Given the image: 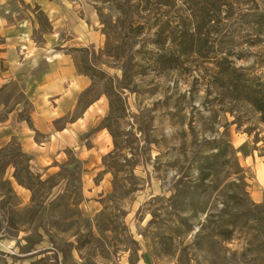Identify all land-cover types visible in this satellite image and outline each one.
Listing matches in <instances>:
<instances>
[{
  "label": "rangeland",
  "instance_id": "1",
  "mask_svg": "<svg viewBox=\"0 0 264 264\" xmlns=\"http://www.w3.org/2000/svg\"><path fill=\"white\" fill-rule=\"evenodd\" d=\"M119 1L123 12L116 0H0V45L9 36L15 50L0 79V264H264V208L250 206L264 203L259 113L210 61H154L173 51L154 32L180 24L182 0ZM237 28L230 59L264 72V28ZM221 138L232 167L222 159L207 180L218 188L201 193L202 211L181 210L203 141ZM236 178L249 213L227 197Z\"/></svg>",
  "mask_w": 264,
  "mask_h": 264
},
{
  "label": "trees",
  "instance_id": "2",
  "mask_svg": "<svg viewBox=\"0 0 264 264\" xmlns=\"http://www.w3.org/2000/svg\"><path fill=\"white\" fill-rule=\"evenodd\" d=\"M182 1L185 10L180 24L177 23L172 27V22L164 19L157 25V30L154 32L157 37L155 39L159 40L162 33L167 31L164 38L170 40L173 51L156 55L154 61L162 67H174L180 62L182 56L192 54L204 61H210L216 68L220 85L227 89L235 100L248 103L259 113V119L264 124V72L255 73L251 67H236L230 59L234 56L231 47L235 46L233 35L238 30L237 27L249 26L256 30L263 29L264 11L259 10L255 0ZM174 2L176 0H171L170 4L173 5ZM115 7L119 12H123L124 2L116 0ZM243 7H245L244 10ZM34 13L37 23L42 24L38 14H44L37 4ZM45 21H47L46 17ZM135 29L140 33L145 29L144 22H137ZM259 41L261 40L253 38L246 43L252 46ZM246 145L242 144L237 151L247 155ZM262 149L264 154V147ZM235 154L236 151L231 148L226 138L203 141L202 152L196 155L197 177L191 186L181 193L178 192L176 196V198L182 196L178 199L181 210L193 212L198 209L203 210V208H197L201 193L218 188V183L214 184V180L211 179L210 182L207 180L213 178V175L218 172L217 168L222 159H225L224 164L232 167L233 164L229 162L230 159H235ZM228 185L231 187V193L227 197L234 209L241 211L238 214L251 212L246 203L248 193L243 179H233ZM225 202H222L223 206L226 205ZM250 204L257 209L264 208V203L250 202ZM226 214V207H222L219 216L224 217ZM222 219L217 233L228 239L232 230L224 224V218Z\"/></svg>",
  "mask_w": 264,
  "mask_h": 264
},
{
  "label": "crops",
  "instance_id": "3",
  "mask_svg": "<svg viewBox=\"0 0 264 264\" xmlns=\"http://www.w3.org/2000/svg\"><path fill=\"white\" fill-rule=\"evenodd\" d=\"M0 22H1V19H0ZM6 38L9 39L10 37L8 36ZM8 39H6V41L0 45V57L2 58L3 64L5 65V67H7V70H4L3 73L0 72V79L2 78V75H4V78H5L6 75L10 73L11 67H12L11 63L13 62V59L15 57L13 56V51L15 52V50L12 49L11 44H8V43H11V41H9ZM16 45L20 46L21 49H26V45H24L23 42H18L16 43Z\"/></svg>",
  "mask_w": 264,
  "mask_h": 264
}]
</instances>
